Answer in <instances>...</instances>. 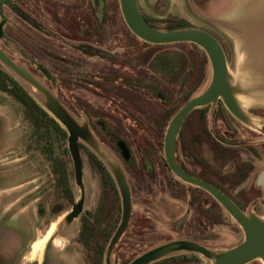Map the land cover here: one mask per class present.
<instances>
[{
  "label": "flooded vegetation",
  "instance_id": "1",
  "mask_svg": "<svg viewBox=\"0 0 264 264\" xmlns=\"http://www.w3.org/2000/svg\"><path fill=\"white\" fill-rule=\"evenodd\" d=\"M94 1L95 3H98L101 10L97 9L96 11H91L92 0H87V2L86 0H83V6L76 1L73 4V7H70L69 9L65 8L66 5H63L61 2H57L56 4V6H61L63 9H66V11L62 10V13H60L62 17H60V20L55 24V28L62 27V24L66 22L67 18H70L69 16L72 15V13H74V16L84 17L82 20H90V15L88 14H90L91 11L94 22L86 27L87 30L83 29V39L76 41H74L73 38L71 40L63 38H60V40L57 39V34L49 32V30L44 28L43 25L34 22L29 15L19 10L21 13L19 18L23 22V26L21 27L23 30L26 24H28L35 32L43 34L49 37V39L55 38L57 42H61L73 54L70 57L67 55L64 57L57 55L58 52L61 54L62 51H59L55 45L46 40L48 43L46 46H49L50 48L48 52L49 64L48 67H45L36 60L38 57L42 56L45 50L44 48H46L40 44L43 41L42 37L40 35L35 36V46L34 49H31L30 46L26 44L25 32L20 31L24 36L21 35L20 47H15L17 48V52L30 62V66H33L34 70L48 81V84L42 83V81L35 77L30 70L26 69L51 92L52 89L55 91H66L67 95L71 92L72 88L79 86V88L85 90L89 88L93 91H97L99 94L111 99L109 103L112 107L116 108L112 114L103 111L101 108L92 106L84 99L71 98L69 101L71 109H66L74 116L76 113L83 116L90 131L115 157L126 177L125 168L131 166L134 158L131 144H134L133 141L136 138L139 139L142 150L140 161L148 178L158 181L160 189L161 186L164 187V191L169 195V198L175 207L179 205L186 208L185 214L177 221L175 229L178 232H183L185 222L189 217L188 215L191 213L194 214L191 218L193 230H198V226H205L208 222L213 224V220L215 223H218L220 220L222 221L221 216L226 212L211 198V195L200 188L193 187V185L185 184L178 180L170 171L164 160L163 141L168 123L171 121L175 113H177L191 98L199 95L209 82V79L205 78L206 72H204V77L202 79H198L201 49L195 44L190 45L191 43H188V50H177L179 52L177 53L178 57L181 56L184 58V55L186 54L188 67H186L185 74H183L181 78H178L175 74H171V77L168 78V83L164 76L156 75L148 68L155 56L157 57V54L155 55L149 50V48L154 45L141 42V40L130 33L123 22L119 10L114 8L109 11V9L104 8L103 0ZM157 1L158 0H137L140 13L148 23L152 22L154 24L153 20L145 16L143 13L142 4L146 6V8H150L153 4L157 5ZM159 1L165 8H169V6L173 4L172 0ZM233 1L235 0H184L185 4L195 11L194 14L196 15L197 20L202 22L205 26L195 28L203 30L215 38L223 49L222 51L228 65L231 66L233 72H235V59L233 63V59L230 58L229 54L230 51L235 58L234 43L232 39L216 24L218 17L229 10ZM3 5H8L15 13L16 9L14 10L15 7H13L12 2L0 0L1 12ZM213 6L216 7L213 8ZM157 8L159 9V7ZM4 26L2 27V30ZM71 36L72 32L70 38ZM3 38L4 31L3 36L0 39ZM159 46L167 45L159 44ZM60 57H62V60H59ZM90 61L92 63H90ZM207 65L209 67L208 60ZM40 68L47 71L49 77L45 75ZM55 71L58 72L59 75H56ZM21 85L24 88L23 84ZM57 98L63 105L61 102L62 100L59 97ZM35 103L37 104V102ZM63 106L66 107L65 105ZM243 107L245 112H247L253 119V122L256 125L255 130L242 125V123L233 118L224 108L223 103L220 100H217L214 105L208 104L198 109L191 110L185 116L176 134L174 141V155L177 166L182 171L192 176L193 179L211 184V186L228 196L229 200L232 201L241 211L245 212L247 208L250 207L251 211L258 215L260 214L257 210L258 204L260 203L264 207V190L261 186L256 184L258 174L264 168V142H262L264 140V104H253L251 106L244 105ZM88 110L90 113L86 114ZM76 118L78 119V117ZM105 120H109L110 125L105 123ZM123 121L127 122L129 126H125ZM65 134L67 138V133L65 132ZM23 138L22 142L26 144V149H18L17 145L20 142H17L15 147L13 145L11 149H6V153L2 154H9L10 157H15V159L7 160L4 164H16L10 166V169L7 168L5 170H0V191L20 187L23 183H26L27 185L30 184L28 179L32 177L33 174L34 156L36 153L40 155L39 162L44 165L46 164L45 167L52 172L51 177H53V180L51 181L53 184L50 193L48 191L49 184L46 190L45 187H43L42 190H44L43 197L45 196V202L36 209L34 218L39 224L42 223L45 227L41 237L45 236L48 230L52 228L54 220H59V228L47 241L42 250L40 260L30 261L29 264H62L58 252L51 247V244L53 245L55 242V237L63 236L62 230L71 227L77 219L79 221L80 229V217H90L94 215L96 212L95 210L100 203V195L103 194L104 191L109 197L107 204L112 203L113 197V200L116 203L117 198L110 186H107L105 187V190H102L100 174L92 165L88 158L90 155L85 149H88L90 152L92 151L81 141H78L77 149L80 156L79 159L81 162L82 174L84 176L83 160L85 158L90 168L98 175L100 194L98 195L93 211L85 212L83 201L82 211L79 212L72 224L65 228L63 218L71 211L77 194V188L75 187L73 180L74 173L72 163L67 150L66 138L64 147L67 154L66 160L68 159V171L70 172V175H68V185L72 201L68 200L67 197L64 174L58 176L54 173L53 168L50 166L49 155L47 152L41 149L40 145L37 148V135L32 128L31 132L26 134ZM15 140L16 138L12 139V141ZM18 140L20 141L21 139ZM120 146H124L127 149L129 153V158H127V160H124ZM3 150H5V148L0 147V152ZM4 159L8 158L5 156L1 160ZM107 172L109 173L108 170ZM109 175L114 183L111 177L112 175L110 173ZM3 176L8 179L1 178ZM19 178H26L27 180L13 185ZM114 186L117 190L121 213L120 194L115 183ZM42 190L40 187H37L36 190L32 192L26 191L18 198L16 205L19 208H25L31 203V201L38 199L37 195ZM83 195L85 198V187ZM208 199L210 202H207ZM183 202H185V205H183ZM64 204L69 205L68 210H64ZM197 206L201 208L204 213V215H200L199 218L195 216L197 214ZM209 208H211L213 212H217L216 218H207ZM13 216V213L11 215L4 213L0 215V264H20V261L25 263L24 258L28 255L29 248H31L32 243L38 239L35 237L36 228H29L27 224L18 229H16L17 227L14 228L10 224ZM218 216L220 217L218 218ZM126 230L124 232H126ZM78 231L74 237V242L77 244H79L76 242ZM124 232L121 234L117 242L120 241ZM186 237L187 236L181 239L192 240L193 242L199 243L192 238ZM105 253L103 264H105Z\"/></svg>",
  "mask_w": 264,
  "mask_h": 264
},
{
  "label": "rangeland",
  "instance_id": "2",
  "mask_svg": "<svg viewBox=\"0 0 264 264\" xmlns=\"http://www.w3.org/2000/svg\"><path fill=\"white\" fill-rule=\"evenodd\" d=\"M5 1L12 2L13 7H15L14 9L25 12L31 17L34 22L43 25L44 28L49 30V32L57 34V39L59 40L60 38L67 40H71L73 38L74 41L83 39V29L87 30L86 27L90 24H93L94 22L91 11H96L97 9H100L98 3H95V1L92 0V9L90 11V14H88L90 15V20H82L84 19V17L74 16V13H72V15H68L70 18H67L66 22L62 24V27L55 28V24H57L58 20H60V17H62L60 13H62V10L66 11V9H63L61 6H56L57 2H61L63 5H66L65 8L69 9L70 7H73V4L76 1L83 6V0ZM104 4L108 7L109 11L114 8L120 10L117 0H104ZM156 4L157 5L153 4V6H151L150 8H146V6L142 4V8L145 16L153 20L154 24L160 27L161 29L167 26V19L169 18H179L181 20L186 21L192 27H205L202 22L197 20L196 15L194 14L195 11H193L190 6L188 7L187 4H185L184 0H174L173 4L169 6V8L163 7L159 0L156 2ZM157 7H159V9ZM214 7L216 6H213V8ZM1 10L6 22L3 28L4 38L0 39V48L10 58H12L13 61L20 64L23 68H27L28 70H30V72L35 77L39 78L42 81V83L48 84V81H46L41 75H39L34 70L33 66H30V62L24 59L21 54L17 52V48L15 47H20L21 45L22 34L20 31L25 32L26 44H28L31 49H34L35 46V36L40 35L42 37L43 41L40 44H42L46 48H44L45 50L42 56L38 57V59L36 60H38L41 65H44L45 67H48L49 64L48 52L50 48L49 46H46L48 45L46 40L51 42V44L55 45L56 48L59 49V51H62L61 54H59L58 52L57 55H61L63 57L67 55L68 57H70L73 54L70 50L67 49V47H65V45H63L59 41L57 42L55 38L49 39V37L35 32L28 24H26L23 30V28H21L23 26L22 20L16 15V13H14V11L8 5H3ZM71 32L72 36L70 38ZM188 46L189 45L185 43H174L167 46H151L149 50L151 51V53L155 55L157 54V57L155 56L154 60L152 61V63L149 64L148 68L154 74L164 76L168 83V78L171 77V74H175L178 78H181L183 74H185V71L187 69L186 67H188V59L186 57V54L184 55V58H182L181 56L178 57L177 53H179L178 51L188 50ZM229 54L230 58L233 59L234 63L235 58L233 57V54H231L230 51ZM59 60H62V57H60ZM90 63L92 62L90 61ZM229 67L231 68V70L233 69L231 66ZM2 68L5 69L4 67ZM234 68H236L235 65ZM6 71L14 78V76L8 70ZM205 72V78L209 79L208 65ZM55 74L59 75V73L56 71ZM18 83L23 84L20 81H18ZM23 86L31 96L29 88L25 84H23ZM52 92L62 100L61 102L63 103V105L66 106L67 109H71V106L69 104L71 98L87 100L92 106L96 108H101L103 109V111H106L109 114H112V112L116 109L112 107V105L109 103L111 100L110 98L105 97L102 94H99L97 91H93L89 88L85 90L79 88V86H76L72 88L71 92L67 95L66 91H55L54 89H52ZM75 116L78 117L79 120H83V116L77 113ZM104 122L107 124L110 123L109 120H105ZM124 124L125 126H129L127 122H124ZM30 132V125L24 117L21 107L14 101V99L11 98V96L7 95L6 93L0 92V147L5 148V150L0 152V170H5L7 168L10 169V166H14L16 164H4L7 162V160L15 159V157H10L9 154H2L6 153V149H11L13 145L15 147L17 142H20L17 145L18 149H26V144L22 142V139H24L23 137H25V135L29 134ZM15 138L16 140L12 141V139ZM18 139L21 140L19 141ZM133 143L134 144H131V150L133 152L134 158L131 166L125 168L127 175L126 179L130 185L131 190L130 196L132 204V214H130V221L126 232H124L120 241L117 242V244L115 245V249L113 250L112 257L114 264H121L122 261L129 260L126 263L128 264L134 257H137L142 252L148 250L153 246L160 245L169 240H179L185 236L198 241L202 245L209 246L210 248H230L238 244L242 240L243 234L241 230L229 218V215H227L226 213L222 214V221L220 220L218 223H215V221L213 220V224L211 222H208V224L205 226H198V230L192 229L191 218L194 214L191 213L190 215H188L189 217L185 222L183 232H178L175 229L177 221L182 215L185 214L186 208H183L179 205L175 207V205L172 204L169 195L164 191V187L160 184V189V187L158 186V181L151 180L148 178L140 161L142 150L139 139L136 138ZM5 156L8 159L1 160ZM39 156L40 155H38L37 153L34 156L33 174L32 177L28 179L30 184L27 185L26 183H23L20 187L0 191V215L2 213L8 215H11L13 213L14 216L11 219L10 224L14 228L17 227L16 229H18L19 227H23V225L25 224H27L29 228H36L35 237L38 238V241H40L43 237H41V234L43 233L45 227L44 225H42V223L39 224L36 221V219L34 218V214L36 209L40 207L42 203L45 202V196L43 197L44 190H42L43 187H45L46 190L49 184L48 191L50 193L52 191L51 186L53 184V182L51 181L53 180V177H51L52 172H50L49 169L45 167L46 164L44 165L39 162ZM83 170V182L85 187L84 211L89 212L93 211V209L95 208L98 195L100 194L99 181L97 173L90 168L85 158L83 160ZM1 178L8 179L4 176ZM24 180L27 179L19 178L18 181L15 182L13 185L18 184ZM37 187H40V189L42 190L37 195L38 199L31 201V203L28 204L25 208H19L16 205L18 198L22 196V194L26 191L32 192L36 190ZM207 202H210V200L208 199ZM183 203V205H185V202ZM63 207L64 210L69 209V205L64 204ZM247 210L251 211V208L249 207L247 208ZM257 210L260 213L258 215L264 217V207L260 203L258 204ZM53 224L54 230L52 231L51 236L54 234V232H56V230H58L59 220H54ZM78 229L79 221L77 219L71 227L62 230L63 236H56L54 244H51V247L56 252H58L62 264H85V260L81 251V246L74 242V237ZM198 258L201 260L202 264H207V261L203 260L199 256ZM24 261L26 264H29L30 262L25 260V258ZM25 263H22V261H20V264ZM250 264L260 263L258 261H255Z\"/></svg>",
  "mask_w": 264,
  "mask_h": 264
},
{
  "label": "water",
  "instance_id": "3",
  "mask_svg": "<svg viewBox=\"0 0 264 264\" xmlns=\"http://www.w3.org/2000/svg\"><path fill=\"white\" fill-rule=\"evenodd\" d=\"M117 1L125 26L141 42L152 45L191 43L205 54L209 64V82L204 90L184 104L168 123L163 141L164 160L178 180L208 192L243 234L242 240L230 248H210L186 239L169 240L142 252L128 264H150L180 253L197 255L207 261V264H250L255 261L264 264V217L248 210L241 211L228 196L211 184L193 179L177 166L174 155L175 137L185 116L193 109L208 104L214 105L217 100L223 103L224 108L233 118L255 130L256 125L243 106L264 104V0H235L229 10L216 20V24L234 43L235 73L229 67L223 49L210 34L195 27L162 31L142 17L137 0ZM4 23L0 11V38L3 36ZM0 65L29 88L35 102L67 133V150L72 163L77 194L71 211L63 218L65 228L71 225L82 211L84 201L83 174L77 142L81 141L89 148L112 175L120 194L121 213L119 225L110 238L104 262L114 264L113 250L117 240L126 230L131 214L129 185L119 163L97 140L84 119H77L46 86L33 77L27 69L13 61L1 48ZM40 69L49 77L47 71ZM120 150L124 160H127L129 158L127 149L120 146ZM256 184L264 190V168L258 174Z\"/></svg>",
  "mask_w": 264,
  "mask_h": 264
},
{
  "label": "trees",
  "instance_id": "4",
  "mask_svg": "<svg viewBox=\"0 0 264 264\" xmlns=\"http://www.w3.org/2000/svg\"><path fill=\"white\" fill-rule=\"evenodd\" d=\"M104 8L108 9L105 4ZM15 13L18 17L21 16V13L18 10H15ZM149 23H151L152 26L159 28L162 31H170L176 29L181 30L191 27L188 23H186L184 20H180L179 18H169L167 20V26L162 29L157 25L153 24L152 22ZM200 52V68L198 70L199 80L204 77L205 68L207 66L206 56L202 50H200ZM0 92L6 93L7 95L11 96V98L14 99V101L21 107L24 117L26 118V120H28L32 130L37 135V148L40 145V148L47 152V154L49 155L50 166L53 168L55 174H57L58 176L64 174V183L66 185L67 197L68 200L72 201L71 192L68 185V175H70V172L68 171V159L66 160L67 154L66 149L64 147L66 138L65 131L54 121L53 118H51L47 114V112H45L38 104L35 103V100L29 95L28 91L23 88L22 85L18 83V81H16L1 66ZM89 113L90 111L88 110L86 114ZM85 150L90 155H88V158L91 161L92 165L100 174L102 190H105V187L110 186L111 189H113L114 194L117 198L116 203L113 200V197L112 203L107 204V200L109 197L108 194L104 191V193L100 195V203L98 208L95 210L96 212L94 213V215L90 217H80V229L76 236V242H78L82 247V253L84 256L85 263L103 264L104 253L107 244L113 232H115V229L119 222L120 206L117 197V190L110 178L109 173L92 152H90L88 149ZM196 209L197 214L195 216L197 218H199L200 215H204L203 210L201 208L197 206ZM207 213V218L209 219L211 217L216 218L217 216V212H213L211 208H209ZM220 216H218V218ZM128 261H122L121 264H126ZM186 263L202 264L198 256L191 253H183L176 256H169L159 262H151L150 264Z\"/></svg>",
  "mask_w": 264,
  "mask_h": 264
},
{
  "label": "bare ground",
  "instance_id": "5",
  "mask_svg": "<svg viewBox=\"0 0 264 264\" xmlns=\"http://www.w3.org/2000/svg\"><path fill=\"white\" fill-rule=\"evenodd\" d=\"M54 230V225L48 232L41 238L40 241L36 239L33 243L31 248H29V253L26 256L25 260L27 261H34V260H40L41 255H42V250L45 247L47 241L49 240L52 231Z\"/></svg>",
  "mask_w": 264,
  "mask_h": 264
},
{
  "label": "crops",
  "instance_id": "6",
  "mask_svg": "<svg viewBox=\"0 0 264 264\" xmlns=\"http://www.w3.org/2000/svg\"><path fill=\"white\" fill-rule=\"evenodd\" d=\"M172 1H174V0H172Z\"/></svg>",
  "mask_w": 264,
  "mask_h": 264
}]
</instances>
